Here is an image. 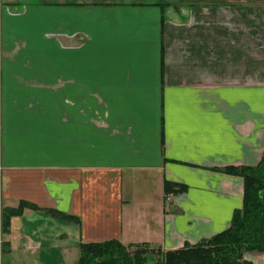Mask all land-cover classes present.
Returning <instances> with one entry per match:
<instances>
[{
  "label": "crops",
  "instance_id": "crops-1",
  "mask_svg": "<svg viewBox=\"0 0 264 264\" xmlns=\"http://www.w3.org/2000/svg\"><path fill=\"white\" fill-rule=\"evenodd\" d=\"M263 151L264 0H0V264L208 237Z\"/></svg>",
  "mask_w": 264,
  "mask_h": 264
},
{
  "label": "trees",
  "instance_id": "trees-1",
  "mask_svg": "<svg viewBox=\"0 0 264 264\" xmlns=\"http://www.w3.org/2000/svg\"><path fill=\"white\" fill-rule=\"evenodd\" d=\"M224 171L242 176V201L233 210L229 224L208 237L173 249L161 250L145 242L122 244L114 238L80 242L76 264H251L245 251H264V151L253 165H227ZM181 183L164 180L165 191H174ZM26 204L1 210V221ZM60 217L68 216L49 210ZM156 253V254H154Z\"/></svg>",
  "mask_w": 264,
  "mask_h": 264
},
{
  "label": "rangeland",
  "instance_id": "rangeland-1",
  "mask_svg": "<svg viewBox=\"0 0 264 264\" xmlns=\"http://www.w3.org/2000/svg\"><path fill=\"white\" fill-rule=\"evenodd\" d=\"M154 254H156V253H154ZM52 264H59L58 262H52Z\"/></svg>",
  "mask_w": 264,
  "mask_h": 264
}]
</instances>
